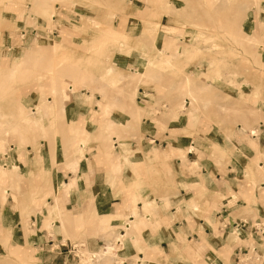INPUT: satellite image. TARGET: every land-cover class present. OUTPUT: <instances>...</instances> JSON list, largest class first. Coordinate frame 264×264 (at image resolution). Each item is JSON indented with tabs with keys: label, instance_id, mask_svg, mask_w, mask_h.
Here are the masks:
<instances>
[{
	"label": "rangeland",
	"instance_id": "obj_1",
	"mask_svg": "<svg viewBox=\"0 0 264 264\" xmlns=\"http://www.w3.org/2000/svg\"><path fill=\"white\" fill-rule=\"evenodd\" d=\"M18 1L24 0H0L8 27L17 26L11 24L14 13L23 18ZM132 1L27 0L34 17L17 27H33L39 38L0 54V188L7 190L9 178L14 202L23 199L29 213L36 189L30 168L20 162L27 154L37 164L47 163L51 144L66 151L93 137L114 149L115 137L125 152V142L142 140L141 117L154 115L180 116L183 124L186 115L193 118L182 134L225 158L234 130L256 133L248 123L263 116V87L253 76L261 41L251 33V15L261 11L264 0H140L144 14L137 10L127 29L115 28L116 13L127 12ZM55 26L59 33H53ZM149 88L156 97L141 93ZM81 97L86 106L67 107ZM96 108L105 115L119 110L125 117L116 126L93 120L95 133L89 123L79 127L65 119L67 110L75 116ZM196 127L204 132L196 135ZM38 181L46 186L47 175ZM116 248L107 246L98 258L84 249L80 264H111ZM22 253L27 260L0 254V264H35L29 251Z\"/></svg>",
	"mask_w": 264,
	"mask_h": 264
},
{
	"label": "crops",
	"instance_id": "obj_2",
	"mask_svg": "<svg viewBox=\"0 0 264 264\" xmlns=\"http://www.w3.org/2000/svg\"><path fill=\"white\" fill-rule=\"evenodd\" d=\"M132 2L127 12L116 13L115 28L127 29L137 10L144 14L145 5ZM18 5H24L23 18L14 13L11 24L28 26L34 17L29 2ZM0 22V54L39 38L33 27H8L10 18L3 15ZM251 33L261 41L253 76L263 87V116L248 123L257 134L251 128L234 130L225 158L182 134L193 118L186 115L183 124L180 116H142L137 132L142 140L123 141L125 152L115 137L114 149L91 137L77 149L49 145L47 163L37 164L26 154L20 164L30 168L36 189L28 200L31 210L23 199L14 202L8 178L7 190L0 188V254L25 261L22 251H29L35 264H80L84 249L98 258L102 249L117 246L111 264H264V232L257 230L260 225L264 230V6L252 12ZM142 92L156 97L153 88ZM73 104L86 106L82 97L67 107ZM105 114L98 108L75 116L67 110L65 119L79 127L90 123L95 133L93 120L116 126L125 117L115 109ZM203 132L196 127V135ZM45 175L48 184L41 186L39 177Z\"/></svg>",
	"mask_w": 264,
	"mask_h": 264
},
{
	"label": "built area",
	"instance_id": "obj_3",
	"mask_svg": "<svg viewBox=\"0 0 264 264\" xmlns=\"http://www.w3.org/2000/svg\"><path fill=\"white\" fill-rule=\"evenodd\" d=\"M262 227H263V225H260V226H258V228H257V230H258L260 233L264 232V230H263ZM71 249H74V250H75V249H76V245L72 246ZM73 253H74V252H73ZM74 255H75L77 258H80L79 255H78L77 253H74Z\"/></svg>",
	"mask_w": 264,
	"mask_h": 264
},
{
	"label": "bare ground",
	"instance_id": "obj_4",
	"mask_svg": "<svg viewBox=\"0 0 264 264\" xmlns=\"http://www.w3.org/2000/svg\"><path fill=\"white\" fill-rule=\"evenodd\" d=\"M52 15H53V14H52ZM89 125H90V123H89ZM86 126H88V123L86 124ZM73 164H74V163H73ZM73 168H74V167H73ZM64 186H65V185H64ZM109 247H110V246H109ZM249 258H250V257H249ZM247 260H248V259H247ZM247 260H246V261H247Z\"/></svg>",
	"mask_w": 264,
	"mask_h": 264
}]
</instances>
